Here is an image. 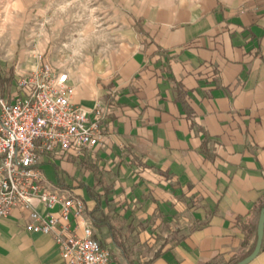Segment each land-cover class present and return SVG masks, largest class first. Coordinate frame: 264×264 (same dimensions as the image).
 <instances>
[{
    "label": "crops",
    "instance_id": "obj_1",
    "mask_svg": "<svg viewBox=\"0 0 264 264\" xmlns=\"http://www.w3.org/2000/svg\"><path fill=\"white\" fill-rule=\"evenodd\" d=\"M50 1L0 0V64L15 84L1 89L8 97L42 66L29 26ZM99 3L114 41L67 71L72 104L109 110L103 143L74 165L88 186L91 164L113 184L106 196L97 189L96 216L111 217L115 230L126 219L117 237L128 257L80 189L110 264H228L248 254L264 199V0ZM67 176L70 188L84 183ZM82 222L71 229L81 234ZM26 224L18 209L1 220L0 264H65L53 236ZM249 264H264V241Z\"/></svg>",
    "mask_w": 264,
    "mask_h": 264
},
{
    "label": "built area",
    "instance_id": "obj_2",
    "mask_svg": "<svg viewBox=\"0 0 264 264\" xmlns=\"http://www.w3.org/2000/svg\"><path fill=\"white\" fill-rule=\"evenodd\" d=\"M40 43L42 66L19 77L11 97L0 88V222L18 209L27 213V231L53 236L65 264H110V249L95 238L85 199L42 170L45 163L81 159L99 147L109 110L72 104L67 69L44 57L48 39ZM77 218L81 234L70 226Z\"/></svg>",
    "mask_w": 264,
    "mask_h": 264
},
{
    "label": "rangeland",
    "instance_id": "obj_3",
    "mask_svg": "<svg viewBox=\"0 0 264 264\" xmlns=\"http://www.w3.org/2000/svg\"><path fill=\"white\" fill-rule=\"evenodd\" d=\"M99 0H51L38 6V14L30 24L41 53L44 52L41 41L46 38L50 46L44 57L50 62L64 64L70 69L87 54L101 50L107 43H112L111 34L107 27L105 11L100 8ZM64 170L70 175L72 183L89 182V175H83L77 165L67 161L42 166L48 180L58 182L57 170ZM67 173L63 172L66 178ZM81 188H74V192L81 195Z\"/></svg>",
    "mask_w": 264,
    "mask_h": 264
},
{
    "label": "trees",
    "instance_id": "obj_4",
    "mask_svg": "<svg viewBox=\"0 0 264 264\" xmlns=\"http://www.w3.org/2000/svg\"><path fill=\"white\" fill-rule=\"evenodd\" d=\"M14 85L15 84H14L13 69H11L9 73H6V72H4L3 67L0 64V88L4 92H9V90ZM76 160H77L76 158L75 159L71 158V159H69V162L75 164ZM86 169L90 170L93 173V176H94L93 183H92L91 186H88L85 183H82L81 185H79V188H82V189L86 190L87 197L89 199H93V200H95L97 202L96 207L92 210V212L90 214L93 217V220L95 221L96 224L98 223V221L101 220L100 222H102L103 224H106V225L109 226V228L112 230V238L114 240V243L117 244V246H120L123 249L125 256L128 257L129 255L126 252L125 247H124V243H123L125 240L124 239H119L117 237V232L119 233L121 231L120 227L125 225L126 219H124V218L121 219V218L117 217L115 220L118 222L119 227L116 228L117 230H115L114 226L112 225V222L110 221L112 219L111 217L101 216L100 218H98L96 216V212L99 210V205L101 203V199H100L101 196L98 194L97 189H99V188L102 189L104 191V196H106V195L110 194V192L112 190V187H113V184L109 183L107 178H104L103 176L100 175L102 173V171L100 169H98L95 164H91L90 167H87ZM55 170H57V177H58V182L56 184H58L60 186L61 185L62 186H66L65 185V181H64L63 172H65V173H67V172L64 171V170H61V169L60 170L55 169ZM256 208L259 210L258 212L260 213L261 210L264 208V199H260L259 200V202L257 203ZM238 222H239L242 230L245 233H248V232H251V233L253 232L254 233L255 232L254 229H253V231H252V229L251 230L248 229L249 224L245 223L244 220L242 222L239 219ZM95 238L98 239L97 236H95ZM249 253L248 254H244V256H241V257H238L236 259H233L228 264H235L236 262H239V261L243 260L244 257L249 255Z\"/></svg>",
    "mask_w": 264,
    "mask_h": 264
},
{
    "label": "water",
    "instance_id": "obj_5",
    "mask_svg": "<svg viewBox=\"0 0 264 264\" xmlns=\"http://www.w3.org/2000/svg\"><path fill=\"white\" fill-rule=\"evenodd\" d=\"M258 227H257V233H256V243L252 249V251L244 257L243 260L236 262L235 264H249L253 260H255L259 256V252L262 249L263 246V237H264V208L261 210L259 218H258Z\"/></svg>",
    "mask_w": 264,
    "mask_h": 264
}]
</instances>
